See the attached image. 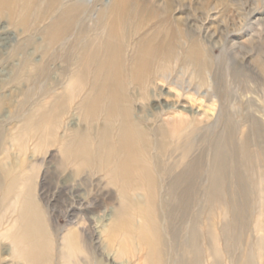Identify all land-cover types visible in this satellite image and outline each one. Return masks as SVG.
<instances>
[{
    "label": "bare ground",
    "instance_id": "1",
    "mask_svg": "<svg viewBox=\"0 0 264 264\" xmlns=\"http://www.w3.org/2000/svg\"><path fill=\"white\" fill-rule=\"evenodd\" d=\"M192 1L176 14L172 0H0V19L39 35L27 45L40 58H26L17 128L0 129V264H262L264 240L249 234L255 213L256 233L264 225V120L252 103L235 120L224 73L246 94L254 78L234 45L214 57L220 35L196 25ZM58 60L62 92L41 81ZM206 86L211 119L194 109ZM30 143L36 160L11 168L9 149ZM52 149L44 171L59 193L39 195Z\"/></svg>",
    "mask_w": 264,
    "mask_h": 264
},
{
    "label": "rangeland",
    "instance_id": "2",
    "mask_svg": "<svg viewBox=\"0 0 264 264\" xmlns=\"http://www.w3.org/2000/svg\"><path fill=\"white\" fill-rule=\"evenodd\" d=\"M108 1L109 0H105V2ZM172 1L178 8V10L176 8V14L181 11L184 12V9H181V6H179L180 0ZM194 1L195 0L192 1L191 5H194ZM223 1L224 0H197L199 9L196 13H193L197 21L196 25H201L203 28H209L210 32H217V34L220 35L217 38L220 43L213 50L215 58H221L223 56L224 52L222 50V44H224V46L228 44L227 47L234 45V49H230L228 52L231 53L238 51L237 54L232 57L233 60L239 63V65H243V67L247 68L254 78V82L250 83L251 92L246 94L244 92L243 86H241L239 82L233 84L230 79V75H226L224 73V77L231 86L230 89L233 94V98H235V100H233L234 103L232 102V104H234L233 109H235L237 113L235 120L237 122H241V120L246 117V113H248V109L250 108V103L253 104L252 110L258 112L256 114L257 118L264 120V71L256 63L258 58H262L264 61V0ZM211 5H216L217 9H215L213 12L207 13L206 10ZM18 19L19 18L17 17L0 19V129H3L7 135H12L13 130L18 126L16 120H14V113L16 112V107L18 104L23 102L24 98L23 95H21L22 91L24 90L27 92L29 90L28 79L33 74V68L27 63L26 58L30 56V58H28L29 60H35L36 62L40 60L38 57L39 54H33L34 51L32 46L27 45L28 40L32 38L34 40H38L39 35L33 31L25 32L21 29H16L14 25L15 22H18ZM25 45L28 47L22 50V52L18 50L19 47ZM56 62L50 64L49 77L46 80L42 78L41 81L42 84L46 86L47 90L55 88V91L62 92L63 88H65L67 84L66 79L63 76L66 65L62 62V60H58ZM16 76L21 78L20 83H12ZM182 79L184 81H188L189 79H192V76H190V74L184 75ZM212 84L213 83L210 82V90ZM192 85L193 88L196 89L198 82L194 81ZM207 90V86L200 90L198 94V102L194 104V109L202 114L208 113L210 115L209 118L211 119L216 117L220 107L218 100L215 97L209 102L205 101L203 96ZM83 96L84 94L80 97V99H78V101L76 100L72 103L71 113L66 118V124H69L76 118L74 115V110ZM243 130H245V128L242 129L240 134L237 136L238 140L241 138V133ZM33 147V143H30L28 145L27 153L25 154V151L20 152L15 146H12L11 149H9V165L11 168H18L28 160H36L33 155ZM54 153V149L50 150L43 164L41 174L39 175V179L37 181V191L39 195L41 193L50 195L51 192V195L55 194L58 196V186L57 189H54L55 186L51 188L48 185L50 180L47 182L44 171L47 168V162H50L51 155ZM39 159L41 160V158ZM261 188H264V186H261ZM71 190L75 192L74 188ZM84 193V190L79 192V194ZM95 194L96 192H93V195ZM64 206L65 203L63 201L61 204H59L57 210H55L54 213L56 215L53 214L55 217L58 216L56 219V224L61 230L68 228L66 226L69 223L66 214L63 215L64 210L62 209ZM104 211V209L100 210L98 213L99 216L103 215ZM257 216H259L258 212L255 213V216L252 219L253 222L250 225L249 234V238L252 239L251 242L254 244H256L258 239L261 237L264 240V225L262 230L256 233L255 222L256 218H258ZM52 221L54 222V219ZM262 264H264V260Z\"/></svg>",
    "mask_w": 264,
    "mask_h": 264
}]
</instances>
